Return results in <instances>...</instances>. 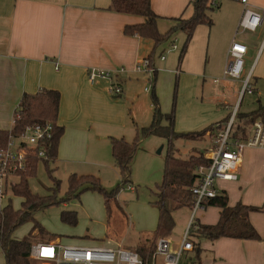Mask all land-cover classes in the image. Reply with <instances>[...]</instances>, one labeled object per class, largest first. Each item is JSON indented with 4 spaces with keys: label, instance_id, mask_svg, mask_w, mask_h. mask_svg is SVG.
Here are the masks:
<instances>
[{
    "label": "crops",
    "instance_id": "obj_1",
    "mask_svg": "<svg viewBox=\"0 0 264 264\" xmlns=\"http://www.w3.org/2000/svg\"><path fill=\"white\" fill-rule=\"evenodd\" d=\"M215 3L219 9L218 29L211 31L204 42L197 46L195 57L197 63L204 57L206 68L217 77L213 81H220L217 82L220 90L217 94L223 106L219 109L208 104L195 115L194 109L188 108L186 103V112L181 117L183 121L181 118L176 120V132L192 131L209 123L204 129L217 123L225 128L232 115L235 118L239 115L237 105L247 93L242 95L241 81L238 80L239 85L237 80L223 78L227 54L233 41L247 47L244 76H251L254 88L253 94L248 95L257 97L258 109L264 106L260 104L264 99V20L255 32H244L239 29L244 10L241 0ZM248 3L264 18V0H248ZM190 6L191 0H151L152 10L159 17V32L160 21L168 22L167 32L176 24L174 19L188 18V14L190 17ZM110 7L111 0H0V131L12 128L14 111L25 93L35 94L43 89L59 91L61 103L57 123L64 131L53 163L57 164V168L59 166L64 171L74 172L73 175H77L78 170L71 171L66 167L81 165L88 160L98 164L91 156H95L100 144H104V138L126 127L130 98L127 96L124 101L118 99L125 92L132 97V82L142 74L135 69L152 51L148 40L124 33L126 26L140 24L144 20L138 16L116 13ZM120 68L124 69V73L119 75L122 87L120 97H110L107 82L91 84L88 79L91 69ZM178 68L176 75L180 81L192 77L197 81L198 75L192 67H185L181 75L180 64ZM252 127L247 137L252 133ZM209 145L212 147L213 138ZM218 191L226 193L230 207L241 203L260 209L249 214V221L260 240L225 237L209 241L194 238L193 251L184 255L191 259V254L194 255L196 261H192V264H264V149L246 148L239 179L220 181ZM221 211L218 207H207L198 213L196 224H217ZM71 240L68 243L71 246L80 245L78 242H93ZM61 241V236L57 235L50 242L40 239L34 244H62ZM108 241L105 245L92 243L84 247L118 245L110 238ZM0 264H5L1 246Z\"/></svg>",
    "mask_w": 264,
    "mask_h": 264
},
{
    "label": "rangeland",
    "instance_id": "obj_2",
    "mask_svg": "<svg viewBox=\"0 0 264 264\" xmlns=\"http://www.w3.org/2000/svg\"><path fill=\"white\" fill-rule=\"evenodd\" d=\"M221 1L224 2L225 0H215L217 4ZM212 8L205 13L208 22L201 23L196 27L191 43L182 57L181 53L186 42V34L181 31L177 32L168 42L156 48L153 63L154 69L158 71L155 89H153L152 83L154 69L151 68V72L147 71L139 74L138 78L133 80L132 83L134 84H132L130 90L133 93L132 97L131 94L127 95L125 92L118 99L124 101L128 97L130 98L129 108L127 109V125L115 135L104 138V144H100L95 151V156H91L93 159L95 157L98 164L88 160L81 165L66 167L67 170H78L77 177L90 176L98 179L100 186L106 192L109 194L116 193L117 201L112 199L109 203L111 209L109 217H107L102 192L86 190L79 198H69L70 177L75 174L74 172L70 173L59 166L57 168V164H46L41 161L38 163L36 174L28 178V186L33 194L39 197H50V200L54 202L52 205L36 211L34 213L35 221L41 224L49 234L60 235L62 245H68V243H71V239L93 241L94 244L105 245L109 243L108 239L110 238L115 244H118L117 246L129 251H136L140 238L155 231L158 224V210L153 204L158 200L157 188L163 182L169 144L164 138L155 135H143L142 130L152 126L154 110L152 96L154 92L161 113L164 115L174 113L175 127L177 118L180 119L183 116L182 114L186 112V103H188V108L192 107L194 109L195 115L203 111L205 108L203 106L208 104L219 109L223 106L220 104L222 101L217 94L220 91L218 88L220 81L218 83L213 81L217 77L211 75L212 72L206 68L204 57H201L199 63H197L195 57L197 46L204 42L211 31L218 29L219 9L217 6ZM189 9V12L192 13V5ZM186 17H189V14ZM167 25L168 22L160 21V32H165L168 28ZM147 43L151 44L153 50L152 42L147 41ZM172 45H175L176 49H173ZM162 56L166 60H161ZM179 64L181 70L179 74L185 72V67H192L198 75L196 77L197 81L194 77L187 78V80L182 78L180 81L176 75ZM245 72H247V67ZM244 75L246 74L243 73V78H245ZM236 82L240 85L238 80ZM110 97L116 96L110 95ZM256 98L255 95L249 96L246 94L244 100H240L238 103L237 112L241 115L257 110L259 103ZM222 100L224 99L222 98ZM260 104L264 105V99H261ZM181 120L183 121V118ZM210 124H205L192 131L187 130L178 133L199 132ZM249 129L250 126L247 127V132H250ZM111 137L124 138L129 143L136 142L138 144L129 165V174H123L117 167L112 156ZM209 144V138L199 141L180 139L175 141L179 151L176 155L182 159H187L193 153V149L204 151ZM208 147L210 151V145ZM126 178L129 179V183H125ZM11 181L17 183L19 179L14 177ZM128 185H131L134 190L131 191ZM11 190H8V196L11 198L14 209L18 210L21 208L22 199L14 196ZM63 211L76 212L77 225L75 227L61 221ZM191 217L192 210L187 207L179 208L173 212L175 227L166 238L174 246L182 240ZM31 229L32 223H25L14 231L13 238L22 240L29 234ZM108 236L109 238H107ZM92 243L78 242L80 245L75 246L93 245ZM191 255L193 260L188 255H183L180 264H192V261H196L194 255ZM33 261L34 264H48L43 261Z\"/></svg>",
    "mask_w": 264,
    "mask_h": 264
},
{
    "label": "trees",
    "instance_id": "obj_3",
    "mask_svg": "<svg viewBox=\"0 0 264 264\" xmlns=\"http://www.w3.org/2000/svg\"><path fill=\"white\" fill-rule=\"evenodd\" d=\"M215 0H194L192 15L188 18L174 19L176 24L167 32L160 33L157 27L159 17L153 12L151 0H111V10L120 14H127L141 17L144 21L140 24L129 25L124 29L127 36H138L152 42L153 50L145 59L149 61V67L154 69V52L158 46L168 42L176 32L186 34V42L182 49L181 57L186 52L189 42L193 37L196 27L208 22L206 11L213 7ZM213 9V8H212ZM181 60V58H180ZM157 71L154 69L152 79L155 89ZM153 120L150 128L143 129V135H155L164 138L168 144V156L164 168L163 182L158 186L157 201L153 206L158 210V224L155 231L148 236H142L137 252L143 259L151 260L155 253L157 240L166 238L175 227L173 212L179 208L187 207L192 209L194 196L192 188L199 181V170L209 167L210 160L207 157L209 148L202 151L194 149L187 159H182L176 154L179 153L175 141H199L205 138L212 139L219 132L223 131L222 124L217 123L199 132L178 133L175 131L174 113L162 114L159 108L155 92L152 96ZM61 103V93L57 90L43 89L35 94L25 93L19 106L13 114L12 128L0 131V148L9 140L10 135L18 137L24 133L26 128L36 125L53 126V136L49 143L48 156L50 159L42 160L31 153L28 156L26 169L18 171L15 176L19 179L12 185L11 193L22 199L21 208L15 210L11 198L0 210V246L5 257V264H34L31 259V248L35 242L46 240L50 242L56 235L49 234L44 227L35 221L34 213L52 205L54 202L50 197H39L33 194L28 186V178L36 174L38 163L43 161L46 164L56 160L59 141L63 134V127L58 125V116ZM259 118L264 119V106L257 111L246 115H238L235 118L232 130L235 138L247 137V127L254 124ZM229 121V120H228ZM166 122V125L162 123ZM112 156L117 167L123 174L130 173L129 165L138 147L136 142L129 143L125 139L112 138ZM127 174V175H128ZM126 178L125 183L128 182ZM80 190V191H78ZM86 190L102 192L107 217L110 216V201L116 200V193L109 194L101 186L98 179L90 176L70 177L69 198H79ZM117 201V200H116ZM207 207H218L222 209L220 219L215 225H200L197 222V231L192 233L193 239H205L215 241L220 238H234L245 240H260V237L249 221V214L260 209L237 204L235 207L228 205V197L225 192H219L216 197L206 202ZM120 209V207H118ZM61 221L71 226L77 225L76 212L63 211ZM32 223V229L22 240L13 238L14 231L25 223Z\"/></svg>",
    "mask_w": 264,
    "mask_h": 264
},
{
    "label": "built area",
    "instance_id": "obj_4",
    "mask_svg": "<svg viewBox=\"0 0 264 264\" xmlns=\"http://www.w3.org/2000/svg\"><path fill=\"white\" fill-rule=\"evenodd\" d=\"M194 1V0H193ZM244 6L243 14L239 22L242 31L255 32L263 23V16L253 9L248 0H241ZM213 6H217L213 3ZM176 49L175 45H172ZM247 47L237 41H233L229 48L226 67L223 73L224 79L242 80V95L253 94L254 88L251 76L243 78L245 67V55ZM164 56L161 60H165ZM136 72H151L149 61L144 60L136 67ZM124 69L99 70L91 69L88 79L91 84L99 81L108 83L107 92L112 96H120L122 87L119 84V75ZM215 82H219L218 79ZM235 115L229 118L225 129L213 137V145L207 153L210 160L209 167L199 170V181L192 188L194 204L192 217L187 230L179 244L173 245L168 238L157 240L155 253L151 260L143 259L137 251H129L121 246H71L59 243H38L31 248L30 257L33 260L43 261L48 264H180L185 252L193 251L194 243L192 233L197 231V215L206 209V202L218 194L220 181H237L242 163L243 151L248 147L264 149V119L254 122L252 133L246 139L233 136V124ZM53 126L36 125L28 127L18 137L10 135L7 143L0 148V210L9 200L8 190L12 189V179L18 171L26 169L28 156L33 153L39 159L48 160L49 143L53 136ZM129 189H133L129 186ZM160 259V260H159Z\"/></svg>",
    "mask_w": 264,
    "mask_h": 264
},
{
    "label": "water",
    "instance_id": "obj_5",
    "mask_svg": "<svg viewBox=\"0 0 264 264\" xmlns=\"http://www.w3.org/2000/svg\"><path fill=\"white\" fill-rule=\"evenodd\" d=\"M120 97V96H119Z\"/></svg>",
    "mask_w": 264,
    "mask_h": 264
}]
</instances>
